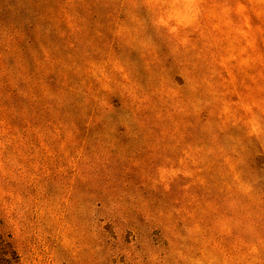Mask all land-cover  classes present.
<instances>
[{
  "label": "rangeland",
  "instance_id": "374dc122",
  "mask_svg": "<svg viewBox=\"0 0 264 264\" xmlns=\"http://www.w3.org/2000/svg\"><path fill=\"white\" fill-rule=\"evenodd\" d=\"M0 264H264V0H0Z\"/></svg>",
  "mask_w": 264,
  "mask_h": 264
}]
</instances>
